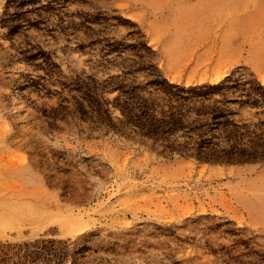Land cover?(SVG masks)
I'll list each match as a JSON object with an SVG mask.
<instances>
[{
	"label": "rangeland",
	"instance_id": "rangeland-1",
	"mask_svg": "<svg viewBox=\"0 0 264 264\" xmlns=\"http://www.w3.org/2000/svg\"><path fill=\"white\" fill-rule=\"evenodd\" d=\"M139 6L0 0V264H264L263 158L119 136V81H146L136 68L150 63L167 78L131 18ZM235 73L257 78L237 66L167 79ZM241 114L249 129L264 122Z\"/></svg>",
	"mask_w": 264,
	"mask_h": 264
},
{
	"label": "trees",
	"instance_id": "trees-1",
	"mask_svg": "<svg viewBox=\"0 0 264 264\" xmlns=\"http://www.w3.org/2000/svg\"><path fill=\"white\" fill-rule=\"evenodd\" d=\"M136 69L148 79L119 81V136L150 139L204 160L264 159V122L249 129L238 119L245 108L264 111V85L255 76L243 81L235 73L214 84L185 86L169 81L155 63Z\"/></svg>",
	"mask_w": 264,
	"mask_h": 264
},
{
	"label": "crops",
	"instance_id": "crops-1",
	"mask_svg": "<svg viewBox=\"0 0 264 264\" xmlns=\"http://www.w3.org/2000/svg\"><path fill=\"white\" fill-rule=\"evenodd\" d=\"M143 26L169 80L248 67L264 85V0H137ZM199 69H202L200 72ZM182 75L180 74V77ZM183 77V76H182Z\"/></svg>",
	"mask_w": 264,
	"mask_h": 264
}]
</instances>
